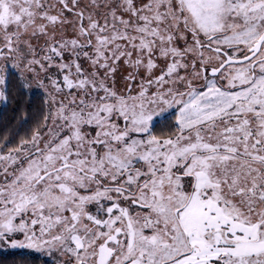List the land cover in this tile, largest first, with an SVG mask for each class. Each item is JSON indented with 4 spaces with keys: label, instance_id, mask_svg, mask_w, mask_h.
<instances>
[{
    "label": "snow or ice",
    "instance_id": "snow-or-ice-1",
    "mask_svg": "<svg viewBox=\"0 0 264 264\" xmlns=\"http://www.w3.org/2000/svg\"><path fill=\"white\" fill-rule=\"evenodd\" d=\"M0 101V264H264V0H0Z\"/></svg>",
    "mask_w": 264,
    "mask_h": 264
},
{
    "label": "trees",
    "instance_id": "trees-1",
    "mask_svg": "<svg viewBox=\"0 0 264 264\" xmlns=\"http://www.w3.org/2000/svg\"><path fill=\"white\" fill-rule=\"evenodd\" d=\"M24 100L28 101L33 108L40 103V92L39 90H32L25 92ZM22 113L16 108L15 102L10 101L0 108V134H3L8 128L17 133L16 139L18 140L21 136H24L32 124L31 120L25 122L22 118ZM28 251H18L16 253L17 258L25 257L29 260H35L36 264H40L41 260H45L47 264V258L39 254H29ZM6 253L0 252V256H4Z\"/></svg>",
    "mask_w": 264,
    "mask_h": 264
},
{
    "label": "rangeland",
    "instance_id": "rangeland-1",
    "mask_svg": "<svg viewBox=\"0 0 264 264\" xmlns=\"http://www.w3.org/2000/svg\"><path fill=\"white\" fill-rule=\"evenodd\" d=\"M34 91H36V89H33ZM4 105V102L3 101H0V108ZM22 251H28V252H31V250H28V249H24V250H20V252ZM0 252H3V253H6V250L5 251H0ZM40 255V254H39ZM42 256V255H41ZM46 258V257H44Z\"/></svg>",
    "mask_w": 264,
    "mask_h": 264
}]
</instances>
